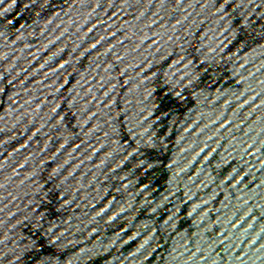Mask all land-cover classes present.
Listing matches in <instances>:
<instances>
[{
    "label": "water",
    "instance_id": "1",
    "mask_svg": "<svg viewBox=\"0 0 264 264\" xmlns=\"http://www.w3.org/2000/svg\"><path fill=\"white\" fill-rule=\"evenodd\" d=\"M0 264H264V0H0Z\"/></svg>",
    "mask_w": 264,
    "mask_h": 264
}]
</instances>
